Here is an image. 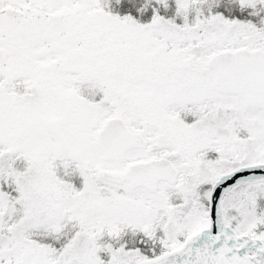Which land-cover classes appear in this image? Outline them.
Instances as JSON below:
<instances>
[{"label": "snow or ice", "instance_id": "snow-or-ice-1", "mask_svg": "<svg viewBox=\"0 0 264 264\" xmlns=\"http://www.w3.org/2000/svg\"><path fill=\"white\" fill-rule=\"evenodd\" d=\"M0 264H264V0H0Z\"/></svg>", "mask_w": 264, "mask_h": 264}]
</instances>
